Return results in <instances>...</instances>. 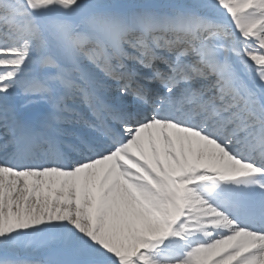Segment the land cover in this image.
I'll return each instance as SVG.
<instances>
[{
	"label": "snow or ice",
	"instance_id": "1",
	"mask_svg": "<svg viewBox=\"0 0 264 264\" xmlns=\"http://www.w3.org/2000/svg\"><path fill=\"white\" fill-rule=\"evenodd\" d=\"M0 264H264V0H0Z\"/></svg>",
	"mask_w": 264,
	"mask_h": 264
}]
</instances>
